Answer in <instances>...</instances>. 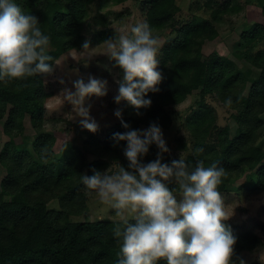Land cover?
Listing matches in <instances>:
<instances>
[{
	"label": "trees",
	"instance_id": "1",
	"mask_svg": "<svg viewBox=\"0 0 264 264\" xmlns=\"http://www.w3.org/2000/svg\"><path fill=\"white\" fill-rule=\"evenodd\" d=\"M113 4L125 0H110ZM177 0H149L143 10L144 22L153 33L175 30V36L161 48L158 71L162 74L159 92H149L151 106L136 109L124 101L122 117L106 130L105 138L91 149L100 159L122 163L128 169L124 155L125 141L116 143L115 133L130 129H148L157 123L168 132L173 123L171 107L182 104L194 91L199 94L196 108L184 118L189 146L183 137L174 139V146L164 153L161 162L171 165L173 160H185L191 167L203 161L205 167L213 163L225 170L218 191L264 193V49L253 53V48L264 37V20L240 33L242 46L234 56L249 69L256 70L257 78L249 87L232 62L212 52L204 55L201 46L218 37L213 22L193 16L189 22L178 25L173 9ZM24 14L38 18V27L49 37L46 54L52 57L51 66L60 56L82 49L85 42L83 27L89 6L94 0H13ZM261 8L264 19V0H252ZM210 1L205 4L210 7ZM237 5L223 3L210 12L212 20L219 15L239 10ZM37 74L9 83L0 81V120L5 119L3 134L7 137L0 156V264H119L121 239L114 236L120 221L109 219L72 221L85 213L89 191L82 183L87 165L81 149L63 144L62 154L54 152L56 135L42 129L45 103L50 94L45 92V77ZM214 98L230 111L234 129L217 124L213 106L205 98ZM232 104L226 106V100ZM6 116V117H4ZM29 117L34 140L25 135L24 118ZM143 138V137H141ZM32 143L31 149L28 144ZM47 148L42 158V149ZM202 148V152L197 149ZM158 148L150 145L141 162L157 159ZM180 153L183 156L178 155ZM46 160V162H45ZM105 163L93 161L88 175L99 171ZM174 194H180L175 183L168 185ZM59 208L49 209L51 201ZM135 223L134 220H130ZM236 237L233 264H240L243 252H252L263 245L253 231L237 232L224 221ZM156 264H166L160 260ZM252 264H261L252 262Z\"/></svg>",
	"mask_w": 264,
	"mask_h": 264
},
{
	"label": "clouds",
	"instance_id": "2",
	"mask_svg": "<svg viewBox=\"0 0 264 264\" xmlns=\"http://www.w3.org/2000/svg\"><path fill=\"white\" fill-rule=\"evenodd\" d=\"M38 23L36 16L24 14L13 0H0V81L9 83L54 73L53 66L47 63L52 60L46 54L49 37L41 32ZM103 46V54L114 60L122 72V78L116 81L119 87L114 101H126L141 115L139 109L152 103L145 97L149 92H159L163 79L157 71L158 38L147 22H140L106 39ZM82 48V55L92 49L87 40ZM107 83L89 75L87 82L83 78L72 82L74 91L67 87L61 91L63 101L72 105L82 128L89 132L95 133L98 124L90 116L92 105L88 99L106 96ZM231 104L229 97L226 106ZM114 115L121 118L122 111L117 109ZM121 122L129 130L115 133L113 139L116 143L126 142L128 169L120 166L111 175L108 170L82 175V183L91 190L89 194L94 191L119 218L120 224L113 230L114 236L121 239L119 264H156L160 260L166 264H233L236 237L224 223L233 214L226 211L218 191L225 170L215 163L205 167L203 161L191 167L182 158L171 165L162 163L169 149L159 125L151 123L147 130L140 131ZM152 144L159 150L157 159L142 163L140 158L148 154ZM46 153L45 147L42 158ZM171 183L179 187L180 199L169 189Z\"/></svg>",
	"mask_w": 264,
	"mask_h": 264
},
{
	"label": "rangeland",
	"instance_id": "3",
	"mask_svg": "<svg viewBox=\"0 0 264 264\" xmlns=\"http://www.w3.org/2000/svg\"><path fill=\"white\" fill-rule=\"evenodd\" d=\"M148 1L125 0L123 3L113 4L110 0H94L93 4L89 6L88 17L83 27L85 41L90 42L92 49H89L88 53L83 55L81 54L82 48L81 50L71 51L60 56L53 64L54 73L50 76L47 75L44 79L45 92L50 95L44 107L45 116L42 129L45 133L56 135L57 141L54 152L57 157H60L62 154L63 144L81 149L87 163L84 175H88L89 164L93 161L105 163L99 172L104 173L108 170V174L110 175L118 172L122 164L100 159L91 150L96 148L99 142L105 138L106 130L118 122L119 118L114 115V112L117 109L121 110L124 106V101H121L119 104L114 101L119 87L116 81L122 78V72L116 66L114 60H110L103 54V41L113 37L115 34L128 31L131 26L137 23L144 22L143 10L146 8ZM207 1H210V7L205 6ZM223 3H228L229 6L237 5L240 9L233 13L219 15L216 20H212L210 12ZM172 12L174 20L178 22L179 26L189 22L193 16L199 17V19L207 18L213 22L218 32V37L215 40L206 41L202 44L201 49L204 55L215 52L232 62L235 70L248 80L247 87H249L250 81L256 80V70L249 69L248 66L233 54L234 50L242 46L239 40L240 33L251 28L255 22L264 20L261 8L254 5L252 0H177ZM174 32L175 30L166 29L161 33H153V36L159 40L157 53L159 63L161 61L160 48L175 36ZM261 49H264V37L256 43L253 53ZM88 55H92V57L86 58ZM89 75L105 79L108 82L106 96H92L88 99V103L92 105L90 116L98 124V130L95 133L82 128L80 124L81 118L75 115L72 105L63 101L60 95L62 89L65 87L74 91L72 82L79 78H83L87 82ZM61 80L64 81L63 84L60 83ZM198 98V92L194 91L182 104L171 107L173 123L167 133L163 132L166 146L170 149L174 146V139L179 136L183 137L187 144L190 143L189 136L184 128V118L195 110V102ZM205 100L209 105L214 107L218 126L227 125L233 130L234 123L229 118L231 112L222 107L212 97H207ZM4 123L5 119L2 118L0 120L1 157L5 150L4 144L7 140V137L2 132ZM24 125L25 135L31 137L30 140H34L32 138H35L36 130H33L29 117L24 118ZM144 130L147 129L143 128L142 131ZM260 141L264 147V134L260 138ZM28 146L31 149L32 143H29ZM183 155L181 154L180 156ZM84 187L86 186L84 185ZM174 195H176L177 199L181 198V194ZM221 195L225 202L226 211L229 215L233 214L227 220L232 229L237 232L253 231L263 242V245L254 251L243 252L242 261L244 264H252L255 261L264 264V193L248 191L222 193ZM48 208L57 210L59 205L57 201L53 200L49 202ZM103 219L119 221V218L115 215V210L101 203L94 191L88 197L85 213L72 217V221L75 222Z\"/></svg>",
	"mask_w": 264,
	"mask_h": 264
}]
</instances>
